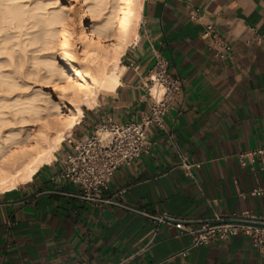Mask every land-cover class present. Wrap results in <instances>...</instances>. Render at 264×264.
<instances>
[{
  "label": "crops",
  "instance_id": "obj_1",
  "mask_svg": "<svg viewBox=\"0 0 264 264\" xmlns=\"http://www.w3.org/2000/svg\"><path fill=\"white\" fill-rule=\"evenodd\" d=\"M206 25L231 45L225 60L202 39ZM250 29L259 43H246ZM136 35L121 58L120 86L99 95L72 133L146 114V75L159 54L182 83L164 125L181 153L201 163L195 181L178 168L167 135L153 127L151 153L116 171L102 193L107 203L88 202L71 183L52 181L70 152L63 143L29 183L0 195V264H264L243 237L182 256L191 236L154 220L264 216V197L250 196L264 188V163L243 167L238 160L264 146V0H142Z\"/></svg>",
  "mask_w": 264,
  "mask_h": 264
},
{
  "label": "bare ground",
  "instance_id": "obj_2",
  "mask_svg": "<svg viewBox=\"0 0 264 264\" xmlns=\"http://www.w3.org/2000/svg\"><path fill=\"white\" fill-rule=\"evenodd\" d=\"M84 1L68 0L72 17L0 0V195L50 165L84 110L120 86L142 0Z\"/></svg>",
  "mask_w": 264,
  "mask_h": 264
},
{
  "label": "built area",
  "instance_id": "obj_3",
  "mask_svg": "<svg viewBox=\"0 0 264 264\" xmlns=\"http://www.w3.org/2000/svg\"><path fill=\"white\" fill-rule=\"evenodd\" d=\"M196 21L195 16H191ZM202 39L209 41V50L216 60L223 61L231 52V45L215 34L212 25H206ZM260 39L253 29L249 30L247 44L259 43ZM145 89L150 100L149 111L139 119L124 124L111 120L97 124L95 130L64 142L70 152L62 161V168L52 177V181L68 182L81 192V198L88 202L102 203V193L114 177L116 171L129 166L141 155L151 153L154 143L148 139L150 128H156L167 135L170 145L178 158V168L192 181L194 170L201 168V163H192L175 145L171 133L164 125V118L179 98L182 83L179 78L168 73L167 62L154 54V64L146 75ZM156 89V94L153 90ZM241 166L256 161L264 163V146L238 155ZM250 196L264 197V188L254 189ZM159 224L173 225L191 236L190 247L181 253L194 248L208 246L212 243H226L235 237L249 240L251 246L264 256V216L256 217L248 212L240 215L214 214L203 220H177L167 215L155 217Z\"/></svg>",
  "mask_w": 264,
  "mask_h": 264
},
{
  "label": "rangeland",
  "instance_id": "obj_4",
  "mask_svg": "<svg viewBox=\"0 0 264 264\" xmlns=\"http://www.w3.org/2000/svg\"><path fill=\"white\" fill-rule=\"evenodd\" d=\"M41 3H43V4H46V11H48V12H51L52 10H54V11H58V10H63L64 12H68L70 9H69V5H68V0H39ZM83 4H82V7H85V1L83 0V2H82ZM63 6V7H62ZM51 10V11H50ZM75 10V9H74ZM66 12V13H67ZM74 15H73V14ZM72 13L70 12V14H69V12H68V14L67 15H71L72 17L73 16H76L75 14H76V11H74L73 12V10H72ZM76 137V135H75V133H72L71 134V138L70 139H73V138H75Z\"/></svg>",
  "mask_w": 264,
  "mask_h": 264
}]
</instances>
